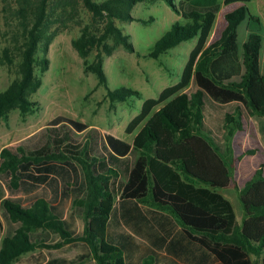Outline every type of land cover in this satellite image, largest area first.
<instances>
[{
  "label": "trees",
  "instance_id": "obj_1",
  "mask_svg": "<svg viewBox=\"0 0 264 264\" xmlns=\"http://www.w3.org/2000/svg\"><path fill=\"white\" fill-rule=\"evenodd\" d=\"M17 1L24 38L18 52L20 77L0 92V118L14 106L22 112L31 108L23 93L38 85L31 73L32 56L49 14L48 0ZM137 1L141 0L81 3L93 16L125 19L127 12L121 7ZM163 1L182 23L172 24L144 57L157 59L181 42L195 39V43L178 82L162 89L155 99H145L125 132L177 96L181 123L162 110L157 111L158 121L170 134L169 144L187 147L191 163L188 155L186 164L162 151L158 156L165 162L159 160L157 137L146 125L134 152L124 140L55 116L30 144L0 149V173L14 189L10 195L0 193V264H10L35 249L39 252L29 256L32 264H264V174L257 168L238 189L231 178L233 160L218 127L205 125L208 104L225 113L217 126L231 123L238 129L242 118L249 119L264 144V100L255 103L249 91L259 38L250 35L239 54L223 51L248 16L244 5L249 0ZM234 3L241 6L224 15L218 38L206 44L220 6ZM248 18L258 23L257 17ZM108 33L132 51L128 37L110 21ZM71 45L83 57L92 43L83 33ZM39 63L44 70L47 59ZM87 70L98 84H105L99 57ZM259 82L264 90V69ZM136 95L125 88L107 91L111 100L118 101ZM228 106L235 120L228 117ZM227 187L235 191L242 211L239 225L231 204L218 193ZM78 219L81 229L76 226ZM36 228L41 232H34ZM64 245L71 256L51 251Z\"/></svg>",
  "mask_w": 264,
  "mask_h": 264
},
{
  "label": "rangeland",
  "instance_id": "obj_2",
  "mask_svg": "<svg viewBox=\"0 0 264 264\" xmlns=\"http://www.w3.org/2000/svg\"><path fill=\"white\" fill-rule=\"evenodd\" d=\"M91 1L100 3L104 0ZM173 2L176 3L177 0ZM18 6L17 0H0V92L20 77L18 52L24 45V38L16 14ZM239 6L240 3L220 6L206 44L218 38L225 26L224 15ZM244 6L247 15L257 17L258 23L245 16L223 51H235L239 54L242 46L247 45L250 35L258 36L260 46L252 60L249 91L252 100L259 103L264 100V90L259 82L264 69V0H249ZM47 8L49 14L42 30V38L32 56L31 73L38 85L23 93L31 108L22 112L14 106L0 118V149L7 145L30 144L52 118L63 116L81 122L101 135L108 134L124 140L134 152L141 144L142 129L146 125L157 137L156 154L159 160L165 162L158 156L162 151L166 157L178 158L189 164L185 155L187 147L183 144H169L170 134L168 130L160 127L157 116V111L162 110L181 123L176 105L177 96L155 107L147 119L133 131L125 132L127 124L138 114L145 99H155L162 89L178 82L195 39L177 44L157 59L144 55L172 24L182 23L179 16L174 14L163 0H141L134 2L129 8L122 6V11L127 12L125 19L93 16L83 7L81 0H48ZM109 21L122 35L128 37L131 52L124 49L113 34L105 35ZM83 33L89 37L92 46L80 57L72 47L71 41ZM102 35L105 36L101 38ZM97 57L101 60L104 85L98 84L95 75L87 70V66ZM42 58L47 59L44 70L39 63ZM118 88L136 91L137 95L124 101L111 100L107 91ZM225 110L228 117L235 120L236 115L232 107ZM205 111V125L215 129L218 127L217 131L230 157L232 151L238 156L256 152L255 145H259L249 119L242 118L240 126H243V130L240 132L243 139L235 144L231 137L238 129H234L231 123L223 125L222 122L217 126L218 118L225 113L220 114L208 104ZM261 153L259 151L255 160L262 157ZM13 190L10 189L9 181L5 182L0 173V193L6 196L12 194ZM235 203L238 205L237 201ZM71 208L70 206L68 210ZM76 226L81 229V219L76 221ZM34 232L39 233L41 229L36 228ZM68 249L69 247L64 245L51 251L69 257L71 252H68ZM38 252L39 249H35L22 253L10 264H32L29 262V256ZM83 264L92 263L87 261Z\"/></svg>",
  "mask_w": 264,
  "mask_h": 264
},
{
  "label": "crops",
  "instance_id": "obj_3",
  "mask_svg": "<svg viewBox=\"0 0 264 264\" xmlns=\"http://www.w3.org/2000/svg\"><path fill=\"white\" fill-rule=\"evenodd\" d=\"M241 130H243L242 125L240 126V128H238V131L236 133H234L231 137V141L234 142L235 144L243 139V135L240 132ZM218 136H220V135H218ZM221 139H222V137H221ZM222 141H223V139H222ZM256 141H257L259 147L257 145H255L256 152H254L252 155L251 154H248V155L245 154L246 156L245 155H242V156L239 155L238 156L237 154H235V152L232 151L231 158L233 160V163H232V177L231 178H232V182H234L235 186L238 189L242 188L244 182L250 178V176L253 174V172L257 168L261 167L262 173L264 174V144H261L259 142L257 136H256ZM259 151L262 152L261 153L262 157L259 158L258 160H255V157L259 154ZM185 154H186V156L190 155L189 151H185ZM189 157H188V160L191 163V157L190 158ZM256 158H258V157H256ZM218 193L220 195H222L226 200H228V202L231 204V207H232L233 213H234L235 224L239 225L241 222V219H242V211H241L240 205L238 203L235 191L233 190L232 187H227L223 190H219ZM235 201H237L238 205H236Z\"/></svg>",
  "mask_w": 264,
  "mask_h": 264
}]
</instances>
